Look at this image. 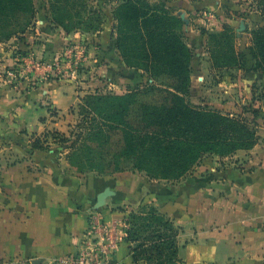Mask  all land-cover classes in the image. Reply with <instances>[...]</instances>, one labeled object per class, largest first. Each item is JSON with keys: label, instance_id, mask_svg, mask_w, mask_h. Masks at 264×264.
<instances>
[{"label": "crops", "instance_id": "0c3cea01", "mask_svg": "<svg viewBox=\"0 0 264 264\" xmlns=\"http://www.w3.org/2000/svg\"><path fill=\"white\" fill-rule=\"evenodd\" d=\"M44 3L24 34L26 55L17 54L21 39L0 42V264H56L79 252L94 215L122 226V207L141 202V184L149 189L147 201L181 229L177 264H264V141L237 151L231 165L209 158L171 185L142 174L144 181L131 170L79 171L54 148L31 152L33 135H43L57 116L82 102L75 77H54L57 49L67 42L85 45L82 66L104 81L115 80L126 65L116 46L117 0H108L107 9L97 4L104 13L100 9L93 28L67 20L69 30L53 22L50 1ZM199 63H193V99L199 96L197 78H208L207 71L199 74ZM238 74L237 86L243 80ZM224 81L218 84L232 85ZM107 188L114 195L97 208ZM114 260L135 264L127 240Z\"/></svg>", "mask_w": 264, "mask_h": 264}, {"label": "trees", "instance_id": "16d2710c", "mask_svg": "<svg viewBox=\"0 0 264 264\" xmlns=\"http://www.w3.org/2000/svg\"><path fill=\"white\" fill-rule=\"evenodd\" d=\"M49 1L53 22L67 30V20L87 28L94 27L86 18L85 0H48V4ZM258 1L264 16V0ZM43 3L41 0L38 6ZM190 8L199 10L195 6ZM38 9L34 0H0V42L21 39L17 54L26 55L30 43L23 39L24 34L35 23ZM113 14L117 20L116 46L125 64L146 70L157 81L165 76L172 82L167 87L151 84L145 90L155 98L160 96L157 104L144 101L142 91L123 95L89 94L84 104L80 103L83 110L92 106L90 110L105 118L104 127L98 126L91 133L102 144L100 148L106 147L113 155L129 158L132 163L129 168L112 171L134 169L145 171L152 179H179L207 153L233 155L258 144L260 137L256 122L242 113L201 107L188 100L193 50L181 31L183 19L174 14L165 2L124 0L114 8ZM202 33L207 35V45L216 68L252 70L244 64L242 55L233 46V34L227 22H223L220 32L202 29ZM252 41L260 58L253 70L264 73V27L254 31ZM247 109L250 108L244 107ZM253 113L258 111L253 110ZM41 139L34 138L31 152L50 148L49 141L45 143ZM69 148L67 158L77 170L94 171L93 164L85 167L78 163V153L71 145ZM149 210L146 213L148 217L143 215L140 218L148 219L151 224L155 219L158 225L174 230L173 223L158 208L151 206ZM176 235L177 232L169 238L161 234L150 245L139 243L134 246V262L139 263L141 259L151 261L157 251L160 257L158 264H177L180 258ZM137 239L138 232L129 230L127 241ZM165 251L169 252L168 255L164 254ZM149 252L150 255L144 257Z\"/></svg>", "mask_w": 264, "mask_h": 264}, {"label": "rangeland", "instance_id": "374dc122", "mask_svg": "<svg viewBox=\"0 0 264 264\" xmlns=\"http://www.w3.org/2000/svg\"><path fill=\"white\" fill-rule=\"evenodd\" d=\"M81 1V0H80ZM118 4L122 1L117 0ZM151 3L165 2L174 14L179 15L184 24L181 27V31L184 35L185 41L193 50L192 68L194 62H200L198 68L199 74H205L208 72L207 77H201V80L197 78V85L199 96L195 99L192 97L193 89V72L191 75V91L188 100L193 104L201 107H207L211 109H217L220 111H232L242 113L245 117L256 122V128L258 130L259 142L264 141V73L261 71H254L256 63L260 59L256 54V50L253 47L254 43L253 33L257 29L264 27V16L261 12V8L258 0H219V3L207 4L206 2H212L215 0H149ZM36 7L43 9L41 0H34ZM87 4L86 18L90 19L93 24L97 21L99 11L103 12V8H99L98 5L108 8V0H85ZM206 3V4H205ZM98 4V5H97ZM190 6L197 7L199 10L190 9ZM205 6V7H204ZM117 7V6H116ZM196 8V9H197ZM38 9L37 13L41 10ZM104 13V12H103ZM114 15V14H113ZM207 19H206V18ZM209 19V20H208ZM116 20V19H115ZM223 22H227L230 26V31L233 34V46L242 55L244 64L247 65L251 71H247L243 68H216L211 59V53L207 45V35L202 33V29H206L209 32H220L223 30ZM117 26V20L115 22ZM4 43V42H2ZM6 48V46H2ZM61 50V49H60ZM59 49H57V53ZM204 64L207 67L203 66ZM205 67V71L203 67ZM68 69V68H67ZM91 67L81 66L78 71V75L75 76L78 89L82 96V104H84L85 97L89 94H113L123 95L131 92L142 91V99L147 102L159 103L160 96L153 97L150 93H146L147 88L151 84L167 87L171 82L163 76L161 80L157 81L151 76L149 72L139 67H125L119 72V76H116L111 81L102 80L95 72L90 73ZM205 72V73H204ZM210 72V74H209ZM242 72V82L237 86L235 81L238 78V73ZM198 77V76H197ZM227 77V78H226ZM21 78L18 79L20 81ZM229 80V83H221L222 80ZM224 81V82H225ZM20 83V82H19ZM144 91V92H143ZM92 107V106H90ZM83 110L80 104L70 108L62 116H57L55 124H50L49 130H46L43 135H33L35 139L42 137V141L45 143L49 141V147L56 149L58 152H65L66 155L70 152L69 146L71 145L76 153V161L85 167H89L93 164L94 171L97 172H110L117 168H129L132 163L129 158L113 155L108 151L106 147L100 148L102 144L95 138L93 133L98 126L104 127L103 123L105 118L102 115L95 114L94 111ZM244 107L250 109L244 110ZM253 110L258 113H253ZM47 145V144H45ZM49 148V149H50ZM64 153V154H65ZM234 155V154H233ZM219 156L216 154L207 153L201 157L199 162L192 168V170L185 176L179 179H152L145 171L127 169L123 171H134L135 173H141L140 178L144 181H159L165 182L167 185H171L186 179L189 177L198 166H202L205 160L209 158L217 157L222 164L228 163L231 165L230 157ZM220 164V165H222ZM236 165L241 167V164ZM223 166V165H222ZM142 174L144 176H142ZM160 181V182H161ZM140 190V203L135 204L128 208L122 207L123 218L122 230L124 233V240H127L129 236V230L138 232V239L134 242H129L131 248L139 243L144 245H150L156 242L159 235H171L175 236L177 241L179 232L181 231L179 226H175L171 218L166 215L173 225L174 230L166 229L164 226L158 225V223L152 220L151 224L148 219L143 220L140 216L148 214L150 212L149 207L155 206L153 201L148 202V198H151L150 193H146L147 186H142ZM143 196V198H141ZM147 201V202H146ZM146 217H148L146 215ZM160 226V227H158ZM136 227V228H133ZM178 243V241H177ZM169 252L165 251L164 254L168 255ZM150 252L144 255L149 256ZM158 252H154V259L148 261L147 259H141L139 263L135 264H158Z\"/></svg>", "mask_w": 264, "mask_h": 264}, {"label": "built area", "instance_id": "2783aa9c", "mask_svg": "<svg viewBox=\"0 0 264 264\" xmlns=\"http://www.w3.org/2000/svg\"><path fill=\"white\" fill-rule=\"evenodd\" d=\"M86 46L73 42L63 44L51 65L56 79L78 75L86 57ZM22 57V56H21ZM23 60V59H22ZM21 61V60H20ZM68 68V69H67ZM18 77L16 85L19 84ZM21 80V79H20ZM124 239L122 227L106 224L99 215H94L85 237V248L77 253L58 258L56 264H121L114 260V253Z\"/></svg>", "mask_w": 264, "mask_h": 264}, {"label": "water", "instance_id": "95a60500", "mask_svg": "<svg viewBox=\"0 0 264 264\" xmlns=\"http://www.w3.org/2000/svg\"><path fill=\"white\" fill-rule=\"evenodd\" d=\"M114 195V191H112L110 188H107L105 191L99 194L97 198V205L96 207H100L105 204L106 199L110 196Z\"/></svg>", "mask_w": 264, "mask_h": 264}]
</instances>
